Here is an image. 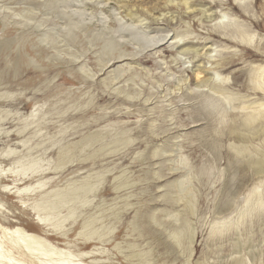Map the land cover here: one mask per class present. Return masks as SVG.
Returning a JSON list of instances; mask_svg holds the SVG:
<instances>
[{
	"label": "rangeland",
	"instance_id": "rangeland-1",
	"mask_svg": "<svg viewBox=\"0 0 264 264\" xmlns=\"http://www.w3.org/2000/svg\"><path fill=\"white\" fill-rule=\"evenodd\" d=\"M182 1L0 0V221L80 264H264V0Z\"/></svg>",
	"mask_w": 264,
	"mask_h": 264
},
{
	"label": "bare ground",
	"instance_id": "bare-ground-1",
	"mask_svg": "<svg viewBox=\"0 0 264 264\" xmlns=\"http://www.w3.org/2000/svg\"><path fill=\"white\" fill-rule=\"evenodd\" d=\"M185 3L186 2L184 1V4ZM127 16L131 17L130 14H128ZM13 24H15V23H13ZM180 50H181L180 53H187L188 51L191 50V48L190 47H183ZM209 58H210V56H209ZM263 73H264V68H260L259 73H258V77L263 76ZM203 74H204V71L201 70V68H197L194 71L195 79L198 81L201 80L202 78H204ZM255 84H256L257 89L263 91L262 90L263 86L261 88V85L258 83V81H256ZM262 106L263 105H260L259 107H262ZM244 109H246V108L244 107ZM259 114H261V113H259V111L255 110L252 114L246 116V118L244 119V122L250 123L256 117H259L260 116ZM252 123H254V122H252ZM261 170H264V169L261 168ZM7 171H9V173L12 172V170H10V169ZM86 187L87 186H85L83 188V192L87 190ZM5 188L7 189L8 187L5 186ZM16 189H17V187H16ZM16 191H21V190L18 189ZM27 200L33 201V203L31 204V209L37 214L38 219L40 220V224H42L45 228H48V230L52 229V230L56 231V229L61 226V224L52 223L53 218L49 217L48 215H44L43 217H41L39 215V213H41L44 210V204H46V203L48 204V206L46 207V210L51 211V212H53L54 210L57 209L56 204L51 205L50 203H48L46 201L41 202V201L36 200L35 197H31ZM61 219H63V221H64L66 219V217H61ZM0 222H1V224H0V264H25V262L23 260L16 257L15 253H17L19 256L22 255L25 258V260H28V261H26V262H28L27 264H80L79 263L80 261H75V260L71 259L72 256L69 252L56 248V246H54L48 239H46V237L43 238V237L39 236V234L36 232L37 230L36 231L32 230L30 227L26 226L28 231L31 233L25 234V233H22L21 230L18 228L15 229V228L9 227L10 224L5 223L4 220L0 221ZM2 224L7 225V227H3ZM85 241H87V240H85ZM80 259H81V257H80ZM82 259H84V258H82Z\"/></svg>",
	"mask_w": 264,
	"mask_h": 264
}]
</instances>
